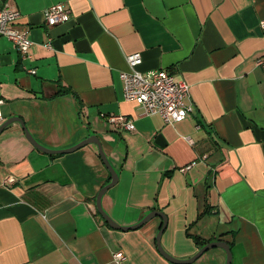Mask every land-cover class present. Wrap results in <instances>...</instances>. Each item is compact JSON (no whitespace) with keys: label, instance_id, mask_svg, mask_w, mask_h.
Listing matches in <instances>:
<instances>
[{"label":"crops","instance_id":"crops-1","mask_svg":"<svg viewBox=\"0 0 264 264\" xmlns=\"http://www.w3.org/2000/svg\"><path fill=\"white\" fill-rule=\"evenodd\" d=\"M0 1L19 10L15 26L31 40V57L22 58L0 35L5 119L19 116L49 149L97 135L118 175L103 209L120 225L162 211L160 243L173 257L222 240L230 264H264V68L255 63L264 55V0ZM56 2L69 17L46 25L43 9ZM134 51L138 69L164 68L188 82L185 118L165 122L124 97L120 74ZM110 114L127 115L133 129H117ZM110 179L95 142L48 153L19 121L8 123L0 132V264H115L117 249L125 264L226 263L220 246L186 263L166 258L158 215L136 228L109 225L95 200Z\"/></svg>","mask_w":264,"mask_h":264},{"label":"built area","instance_id":"built-area-1","mask_svg":"<svg viewBox=\"0 0 264 264\" xmlns=\"http://www.w3.org/2000/svg\"><path fill=\"white\" fill-rule=\"evenodd\" d=\"M20 16L16 7L0 1V35L7 37L14 43L22 58H30L29 51L31 40L28 36V28H17L15 23ZM69 10L63 2H56L43 9V21L46 25H53L67 20ZM264 31V18L258 22ZM49 45V42L46 43ZM139 51L126 55L128 69L121 72L123 94L127 99L138 101L144 114L158 113L168 123L185 118L191 111L192 105L186 102L189 95V84L186 80L176 77L172 72L164 68H149L140 70L137 65L141 62ZM256 65L264 68V55L255 59ZM34 72L33 67L27 69ZM0 98V124L5 120L2 114ZM108 120L117 129H133L130 117L124 114H110ZM189 165L185 168H188ZM12 175L6 176L4 183L14 182ZM115 264H125L126 254L122 249H117L111 254Z\"/></svg>","mask_w":264,"mask_h":264},{"label":"water","instance_id":"water-1","mask_svg":"<svg viewBox=\"0 0 264 264\" xmlns=\"http://www.w3.org/2000/svg\"><path fill=\"white\" fill-rule=\"evenodd\" d=\"M13 121H19V123L21 124L22 129L24 130V133L27 137V139L37 148L48 152V153H59V152H69L72 151L82 145H85L89 142H95L97 144L98 147V153L100 155L101 160L103 161L104 165L107 167L109 173H110V181L108 183H106L105 185H103L99 191L96 194V200H95V205H96V209L97 212L100 214V216L111 226L116 227V228H121V229H129V228H136L139 227L140 225H142L143 223H145L148 219H150L151 217L158 215L161 217L162 219V224L160 229L158 230L157 234H156V245L158 250L160 251L161 254H163L166 258L176 262V263H186V262H190L192 260H194L196 257H198L204 250L212 247V246H220L222 248L225 249L226 253H227V259H226V263L225 264H230L231 261V252H230V248L227 242L222 241V240H211L207 243H205L204 245H202L198 251L192 255L191 257H188L186 259H180V258H176L173 257L172 255H170L167 251L164 250V248L162 247L161 243H160V236L162 233V230L165 227L166 224V216L165 214L157 209H153L151 211H149L148 213H146L137 223L132 224V225H120L118 224L116 221H114L109 215L108 213L103 209L102 204H101V196L102 194L107 190V188H109L110 186H112L117 178V172L115 171V169L111 166V164L109 163L100 139L97 137V135L95 134H91L88 135L87 137H85L84 139H82L81 141H79L78 143L67 147V148H62V149H49L45 146H43L42 144H40L30 133V131L27 129L26 125L24 124L23 120L19 117V116H11L6 118L1 124H0V132L2 131V129L8 124L11 123Z\"/></svg>","mask_w":264,"mask_h":264},{"label":"trees","instance_id":"trees-1","mask_svg":"<svg viewBox=\"0 0 264 264\" xmlns=\"http://www.w3.org/2000/svg\"><path fill=\"white\" fill-rule=\"evenodd\" d=\"M59 90H60V91H61V90H62V91H65V90H67V89L60 88ZM99 215H100V214H99ZM105 222H106V221H105ZM194 240H196V242H201V243H202V242H206V241H202L199 237H196V236L194 237Z\"/></svg>","mask_w":264,"mask_h":264}]
</instances>
